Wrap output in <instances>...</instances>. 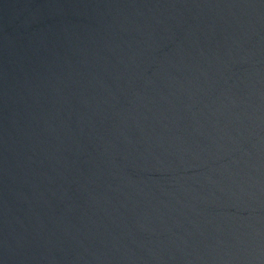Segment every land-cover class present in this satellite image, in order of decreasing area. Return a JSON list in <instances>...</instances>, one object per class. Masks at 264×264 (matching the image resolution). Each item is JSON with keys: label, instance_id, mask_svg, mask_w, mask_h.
Listing matches in <instances>:
<instances>
[{"label": "water", "instance_id": "water-1", "mask_svg": "<svg viewBox=\"0 0 264 264\" xmlns=\"http://www.w3.org/2000/svg\"><path fill=\"white\" fill-rule=\"evenodd\" d=\"M0 264H264V0H0Z\"/></svg>", "mask_w": 264, "mask_h": 264}]
</instances>
